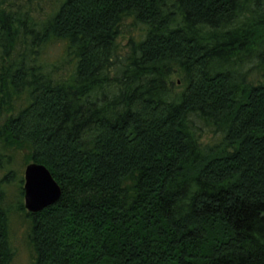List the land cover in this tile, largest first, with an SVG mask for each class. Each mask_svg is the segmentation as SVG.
I'll return each mask as SVG.
<instances>
[{
    "label": "trees",
    "instance_id": "16d2710c",
    "mask_svg": "<svg viewBox=\"0 0 264 264\" xmlns=\"http://www.w3.org/2000/svg\"><path fill=\"white\" fill-rule=\"evenodd\" d=\"M252 66L264 0H0V167L24 153L62 189L37 213L19 202L30 264H264ZM3 201L0 184L12 264Z\"/></svg>",
    "mask_w": 264,
    "mask_h": 264
},
{
    "label": "rangeland",
    "instance_id": "374dc122",
    "mask_svg": "<svg viewBox=\"0 0 264 264\" xmlns=\"http://www.w3.org/2000/svg\"><path fill=\"white\" fill-rule=\"evenodd\" d=\"M58 45L50 47L49 55L55 59L60 55ZM251 76L255 79L264 80V71L261 68L252 66ZM175 79L178 76H174ZM219 137L213 133L204 135L203 141H216ZM5 164L0 167V184L4 189L3 205L8 214L9 242L13 250L12 264H30L33 259V248L30 242L31 221L25 211L19 208V202L24 203V197L19 194V181L24 178L26 167V156L24 153L16 152L11 162L4 160ZM30 163V162H29ZM1 165V163H0ZM12 169L14 173L9 172ZM24 184V183H23Z\"/></svg>",
    "mask_w": 264,
    "mask_h": 264
},
{
    "label": "water",
    "instance_id": "95a60500",
    "mask_svg": "<svg viewBox=\"0 0 264 264\" xmlns=\"http://www.w3.org/2000/svg\"><path fill=\"white\" fill-rule=\"evenodd\" d=\"M23 189L25 207L32 213L56 203L62 195L61 186L48 167L34 161L25 167Z\"/></svg>",
    "mask_w": 264,
    "mask_h": 264
}]
</instances>
